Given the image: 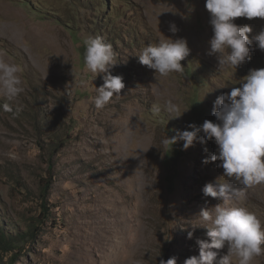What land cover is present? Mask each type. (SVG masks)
<instances>
[{"label": "rangeland", "instance_id": "1", "mask_svg": "<svg viewBox=\"0 0 264 264\" xmlns=\"http://www.w3.org/2000/svg\"><path fill=\"white\" fill-rule=\"evenodd\" d=\"M204 5L0 0V59L21 68L23 88L14 101L0 97V228L15 252L2 264H160L172 257L184 264L199 255L197 240L207 239V229L193 224L202 223V208L221 203L202 189L225 179L219 161L203 163L217 146L194 142L182 150L181 141L170 149L162 141L189 124L217 122L216 98L264 68V51L253 42L249 60L218 69L206 55L213 33ZM234 22L250 26V38L264 30L261 18ZM96 36L112 46L117 63L109 72L125 84L103 109L93 103L102 74L93 79L84 66L85 41ZM167 38H185L191 52L180 62L183 74L165 78L136 55ZM169 99L188 110L176 119L154 111ZM4 103L13 112L3 111ZM245 193L234 205L264 225V185ZM43 200L49 216L31 233ZM253 264H264V255Z\"/></svg>", "mask_w": 264, "mask_h": 264}, {"label": "clouds", "instance_id": "2", "mask_svg": "<svg viewBox=\"0 0 264 264\" xmlns=\"http://www.w3.org/2000/svg\"><path fill=\"white\" fill-rule=\"evenodd\" d=\"M204 6L213 33L206 55L216 58L218 69H235L249 60L253 42L264 51V30L250 38L251 27L234 22L241 17L264 19V0H205ZM169 31L175 34L178 29L170 24ZM84 46L85 69L93 79L102 74L103 84L96 88L98 94L93 97V103L97 109H103L125 87L122 76L109 72L116 65L117 56L112 46L99 36L89 37ZM190 52L185 38H167L163 42L148 43L136 57L141 65L154 70L155 76L166 78L173 73L183 74L185 67L180 62ZM20 71L18 65L0 59V97L9 102L23 92ZM2 108L13 112L11 103H4ZM187 110L182 112L171 99L162 109L160 106L154 109L157 113L166 112L170 119L180 118ZM212 115L217 122L205 120L199 126L189 124L187 128L191 130H176L175 135L162 141L170 149L182 141V150L194 146V142L213 141L216 153L203 163L219 161L217 166L222 168L225 178L207 183L202 189L204 196L221 203L200 210L198 217L202 223L193 227L206 228L207 239L197 240L199 255L185 259L184 264H232L233 258L237 264H253L256 257L264 255V225L255 213L235 206L234 201L242 200L246 189L264 185V68L250 70L239 87L218 96ZM187 235L191 239L192 232ZM225 248L226 254L219 256V250ZM160 264H176V258L161 260Z\"/></svg>", "mask_w": 264, "mask_h": 264}, {"label": "trees", "instance_id": "3", "mask_svg": "<svg viewBox=\"0 0 264 264\" xmlns=\"http://www.w3.org/2000/svg\"><path fill=\"white\" fill-rule=\"evenodd\" d=\"M196 116L198 117V113L196 114ZM48 185V183L46 184V186ZM46 186L45 188L42 190L43 193H46ZM43 197V196H41ZM47 202L45 200H43V202L41 203V211H40V215L42 218H40V215L37 217L36 221L34 223H31L29 225L30 228H32L31 230V233H33L34 231H36L37 229V226L39 224H42L43 221L45 219L48 218L49 214H48V208L46 206ZM38 224L37 226L35 224ZM30 233V232H29ZM5 234L2 232L1 228H0V264L3 263V259H6L8 258L9 260L11 259V255L12 254H15V252H12V250L14 249L13 246L11 245L12 242H14L10 237V238H7L6 236H4ZM26 237V236H25ZM24 237V239H25ZM23 238V237H22ZM14 240H16L14 238ZM7 264H9L7 262Z\"/></svg>", "mask_w": 264, "mask_h": 264}, {"label": "bare ground", "instance_id": "4", "mask_svg": "<svg viewBox=\"0 0 264 264\" xmlns=\"http://www.w3.org/2000/svg\"><path fill=\"white\" fill-rule=\"evenodd\" d=\"M253 193V192H252ZM252 196V195H251Z\"/></svg>", "mask_w": 264, "mask_h": 264}]
</instances>
